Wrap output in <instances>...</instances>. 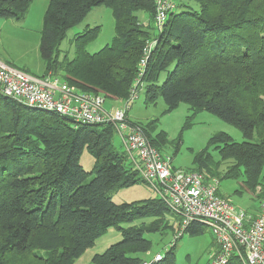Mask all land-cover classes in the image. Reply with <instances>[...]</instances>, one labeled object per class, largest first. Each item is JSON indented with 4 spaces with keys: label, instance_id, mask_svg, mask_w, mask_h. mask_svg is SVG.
<instances>
[{
    "label": "trees",
    "instance_id": "16d2710c",
    "mask_svg": "<svg viewBox=\"0 0 264 264\" xmlns=\"http://www.w3.org/2000/svg\"><path fill=\"white\" fill-rule=\"evenodd\" d=\"M188 1L196 6L174 1L158 30L154 0H49L38 46L41 75L58 76L108 102L127 99L139 78L145 98L154 102L161 97L167 111L187 103L194 113L216 115L235 126L244 140L215 133L190 170L209 179H240L243 190L264 192V0ZM31 2L0 0V18H23ZM101 5L114 19L111 43L87 51L99 33L95 25L74 37L72 58L61 55L65 30ZM137 11L147 13V25ZM113 131L111 123L73 124L0 93V264H73L111 226L121 239L89 263L142 262L140 254L151 246L143 234L158 231L160 218L174 216L158 197L119 204L110 199L109 192L142 180L137 170L130 171L124 151L114 150ZM209 146L218 150L217 162ZM83 148L94 158L91 171L78 162ZM146 218L153 221L146 225ZM119 223L130 224L123 228ZM204 227L192 222L183 232L196 235ZM175 242L152 264H174ZM228 264L244 263L233 255Z\"/></svg>",
    "mask_w": 264,
    "mask_h": 264
},
{
    "label": "rangeland",
    "instance_id": "374dc122",
    "mask_svg": "<svg viewBox=\"0 0 264 264\" xmlns=\"http://www.w3.org/2000/svg\"><path fill=\"white\" fill-rule=\"evenodd\" d=\"M174 1L182 5L189 2L191 6H196L195 1ZM48 2L49 0H32L27 12H25L26 14L19 20L0 18V60L36 77H41V74L44 73V65L38 46L42 29L41 24H43L44 11ZM137 15H145L146 18L147 13L137 11ZM113 21L112 12L108 7L101 5L91 8L83 21L65 30L64 38L59 44L61 55L65 54L72 58L74 55V37L82 34L85 28L94 27L95 25L99 26V33L87 44V47H85L87 51L94 53L96 50H100L102 46L109 45L114 36ZM136 94L127 109L129 119L131 122H137L144 127L145 134L153 141L160 152L171 156L172 166L175 168L182 170L194 168L197 163L194 157L199 156L201 150L208 145L210 138L217 132H225L237 142L244 140L242 133L235 126L214 114L212 115L210 112L200 111L194 113L187 103H180L173 110L167 111L161 97H157L154 102H150L145 98L143 88H138ZM119 103L117 104L119 105ZM108 106V101H105V107ZM117 134L114 130L113 135H111L113 148L116 152L122 153L124 148H122L120 136ZM83 149L78 162L85 171H91L94 158L89 154L87 148ZM208 153L213 161L217 162L220 159L218 150L214 146L208 147ZM224 166L222 164L218 168L220 171L219 177ZM130 167V171H134L133 167ZM91 176L93 174L89 175V177ZM239 180L220 178L218 180L219 194L227 198L233 206L251 214L256 208L255 205L264 198V192L261 190L255 192V194L249 193L243 190L244 188L241 187L242 182ZM109 196L115 204L134 203L157 198L150 185L142 180H137L132 184L111 191ZM174 217L168 214L160 218L158 231L143 234L150 240L151 246L148 251L140 254L142 261H151L156 253L164 254L176 240L175 246H173L174 264H205L206 258L211 255L215 247V241L209 232L210 230L206 226L200 234L190 235L183 232L182 236L178 238L176 237L178 224L175 226L173 224L175 222H172ZM151 221H153V218H146L143 223L149 225ZM129 224L119 223V226L124 228ZM121 237V232L115 226L108 227L105 232L95 239L92 246L85 249L75 259L73 264H90L89 262H91L94 254L102 253L105 248L119 241Z\"/></svg>",
    "mask_w": 264,
    "mask_h": 264
},
{
    "label": "built area",
    "instance_id": "2783aa9c",
    "mask_svg": "<svg viewBox=\"0 0 264 264\" xmlns=\"http://www.w3.org/2000/svg\"><path fill=\"white\" fill-rule=\"evenodd\" d=\"M154 3V20L159 30L175 4L173 0H154ZM154 43L147 44L145 55ZM144 62L142 59L141 67ZM139 80L137 78L133 83L127 99L120 105L107 108L101 94L85 93L50 73L31 76L0 60L2 95L35 110L65 116L73 124L111 123L133 169L176 217L179 224L176 237L181 236L192 222L208 227L218 248L207 257L206 264H228L233 255L240 257L244 264H264V198L254 217L219 194L218 178L209 179L203 172L174 168L171 156L153 147L143 134V128L131 122L127 115L137 89L142 88ZM161 257L156 253L151 261L140 264H152Z\"/></svg>",
    "mask_w": 264,
    "mask_h": 264
},
{
    "label": "crops",
    "instance_id": "0c3cea01",
    "mask_svg": "<svg viewBox=\"0 0 264 264\" xmlns=\"http://www.w3.org/2000/svg\"><path fill=\"white\" fill-rule=\"evenodd\" d=\"M139 17V21L143 24V25H147L148 23H149V21L150 20H148L149 18H148V16H146V18H145V15H141V16H138ZM2 62H4V61H2ZM4 64H6V62H4ZM7 65H9V66H11L10 64H7ZM11 67H13V66H11ZM120 102V101H119ZM119 102H108V107H111V106H117L118 104L117 103H119ZM122 102V101H121ZM121 103H119V105H120ZM107 107V108H108ZM175 168V167H174ZM220 193V192H219ZM260 204V201L258 202V204H256L255 206H256V208L254 209V212L253 213H251L254 217H255V215H257V213H258V211H259V205ZM217 245H215V247H214V249H213V252L212 253H214L216 250H217ZM211 253V254H212ZM206 261H207V258H206ZM206 261H205V264H206Z\"/></svg>",
    "mask_w": 264,
    "mask_h": 264
}]
</instances>
